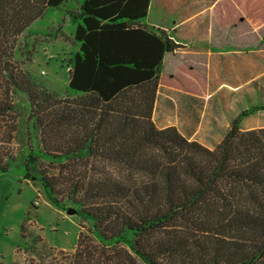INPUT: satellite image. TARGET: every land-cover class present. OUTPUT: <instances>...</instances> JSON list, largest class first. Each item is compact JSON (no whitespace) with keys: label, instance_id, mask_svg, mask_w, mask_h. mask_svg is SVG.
I'll use <instances>...</instances> for the list:
<instances>
[{"label":"trees","instance_id":"1","mask_svg":"<svg viewBox=\"0 0 264 264\" xmlns=\"http://www.w3.org/2000/svg\"><path fill=\"white\" fill-rule=\"evenodd\" d=\"M67 1L0 0V116L10 111L11 90L26 96L39 142L23 150L24 179L39 180L57 208L91 225L92 243L79 231L70 264H264V128L240 130L264 103L240 111L213 149L175 127L156 128L159 69L179 45L140 26L150 0H82L70 18L77 50L64 97L34 90L15 63V44ZM254 5L264 11V0ZM219 14L225 27L241 19ZM3 124L0 173L15 164L1 147L15 127ZM30 220L38 221L34 205L17 247L26 237L45 243L29 233Z\"/></svg>","mask_w":264,"mask_h":264},{"label":"rangeland","instance_id":"2","mask_svg":"<svg viewBox=\"0 0 264 264\" xmlns=\"http://www.w3.org/2000/svg\"><path fill=\"white\" fill-rule=\"evenodd\" d=\"M81 1L68 0L57 9L46 10L15 44V63L30 78L33 89L52 93L56 100L63 98L67 90V68L77 50L71 43L75 26L70 18ZM255 1H217V13H225L226 20L241 17L236 22H241L236 31L228 27L224 28L226 32L222 31L221 42L236 49L231 50L232 55H227L226 63L220 64L209 80H202L198 70H187L184 65L188 61L178 57L174 65H180L175 74L162 75L159 80L160 95L153 115L156 128L175 127L189 141L213 149L240 111L264 103V11L257 15ZM9 100L10 111L0 116V139H6L8 131L3 123H11L15 131L9 132L11 140L1 147L14 157L15 164L9 171L0 173V264H70L73 250L59 249L71 250L79 229L86 242L92 243L91 225L81 220L75 209L70 208L74 213L67 214V210L57 208L39 180L24 179L19 166L23 150L29 144L35 147L39 136L27 126L30 107L26 96L11 90ZM263 128L264 111L248 116L240 124L241 131ZM106 169L119 170L111 166ZM31 205L36 207L38 221L35 224L30 220L26 225L30 234L42 237L45 243L32 244L30 237H26L17 247L23 214Z\"/></svg>","mask_w":264,"mask_h":264},{"label":"crops","instance_id":"3","mask_svg":"<svg viewBox=\"0 0 264 264\" xmlns=\"http://www.w3.org/2000/svg\"><path fill=\"white\" fill-rule=\"evenodd\" d=\"M217 1L150 0L146 18L140 21V26L161 30L179 45L174 53L164 54L159 69L160 77L162 75L172 77L175 74V70L180 65H174L178 57L188 61V64L184 65L187 70H198L202 74V80H209L217 68H220V64L226 63L227 55H232L231 50L236 47L233 48L232 45L221 42L227 30L221 25L220 14L216 9ZM238 24L228 27L229 30L236 31ZM228 47L229 51L226 50ZM159 95L160 87L158 86L152 121ZM74 248L75 246L71 250H59L65 252L72 251Z\"/></svg>","mask_w":264,"mask_h":264},{"label":"water","instance_id":"4","mask_svg":"<svg viewBox=\"0 0 264 264\" xmlns=\"http://www.w3.org/2000/svg\"><path fill=\"white\" fill-rule=\"evenodd\" d=\"M32 179H33V178H32ZM66 213H67V214L74 213V210H72V209H68Z\"/></svg>","mask_w":264,"mask_h":264}]
</instances>
